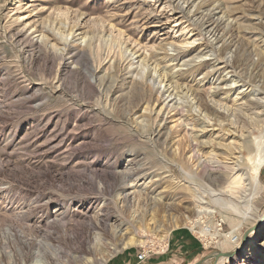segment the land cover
Returning <instances> with one entry per match:
<instances>
[{"label":"rangeland","instance_id":"1","mask_svg":"<svg viewBox=\"0 0 264 264\" xmlns=\"http://www.w3.org/2000/svg\"><path fill=\"white\" fill-rule=\"evenodd\" d=\"M210 1L218 6L216 18L224 12L232 21L219 32L236 67L224 69L223 60L207 57L189 75L180 61L203 50L208 38L194 36L167 0H0V264H49L55 256L60 264L96 258L94 264H110L124 256L143 264L162 257L155 264H196L234 252L254 228L264 214V166L261 189L229 195L234 177L219 184L214 178L228 174L222 165L198 163L207 150L194 155L190 133L200 135L198 123L187 125L182 111L169 106L153 127L140 123L148 117L144 106L158 110L163 98L128 70L125 49L161 55L165 48L169 55L165 44L173 43L190 52L166 71L201 99L232 79L264 97V0ZM52 28L77 29L97 47L90 56L77 38L60 40ZM212 64L222 68L204 76ZM137 88L146 91L143 100L134 98ZM259 111L261 127L245 129L264 149V108ZM212 132L218 127L203 134ZM256 158L255 148L242 151L236 174L252 176ZM217 224L222 231L209 246L203 237ZM237 224L242 235L229 241ZM129 236L143 243L112 249ZM258 261L252 255L245 264Z\"/></svg>","mask_w":264,"mask_h":264},{"label":"bare ground","instance_id":"2","mask_svg":"<svg viewBox=\"0 0 264 264\" xmlns=\"http://www.w3.org/2000/svg\"><path fill=\"white\" fill-rule=\"evenodd\" d=\"M167 1L173 5L174 10L178 11L177 13L181 16V19H186V22H188L187 28L190 29V32H194L196 34L194 36H207L208 38V44L203 50L198 51L196 55H192V57L188 60H181V64L178 66H190L189 71L187 72L190 75L202 66L204 62L199 63L200 61H204L207 57H209L211 58L210 60L214 61L220 58L223 60V68L233 71L236 67L234 64L235 61L233 60L234 56L232 54H228L229 50L226 52L227 49L224 47V33L219 32L220 25H232V21L226 18L224 12L216 18L215 10L218 9V6L213 4L210 0ZM51 30L55 36L59 37L60 40H68L73 37L77 38L78 41L84 45L85 50H88L90 56H92V52L96 49L95 47H97V43L96 46H93L94 42L92 41V37L77 33V29L54 30V28H52ZM38 40L41 43H45L47 37L43 33H39ZM193 43V41H185L182 45L187 47ZM165 45L170 47V50L168 51H171L172 54L168 55L165 48L161 49V55H157V53L154 54L155 52L153 54L147 52L138 54L136 51L134 52L132 50L125 49V51H127L126 53L130 54L129 56L131 57L128 70H134L132 73L134 78L140 81L143 85H149L148 88H150V91H158L161 98H163L161 107L158 110H156V105L152 106L148 104L144 106L142 113H147L148 117L141 119L140 123H143L144 126L152 125L153 127L156 123V119H158L165 106L180 109L185 117L184 122L188 123L189 121H194V123H198L200 135H196L193 131L190 133L194 155L198 157L202 150H207L205 153L206 157L203 159L199 158L198 163H204V165H222V168L224 171H227L228 174H226V176L220 174L214 178L219 184L223 183L225 181V177L227 176L228 178L234 177L228 186L229 195L237 196V194L242 191L243 193L246 192V190L254 192L255 190L261 189L262 185L259 181L258 174L260 169L264 166V149L260 148V146L258 147V143H252L248 140L252 131L246 130L245 126L249 125L258 128L261 127L258 125L260 123L258 117L261 114L259 110L264 108V97H261L260 91L258 93V91L255 90V88L253 89L250 84L248 85L243 83L242 86H239V81L232 79L231 81L229 80L226 82L222 87L216 86L213 92L209 90L205 100L201 99L197 96V93L188 88L186 84L180 83L175 76L166 71L167 67L175 65L174 63L179 61V59L183 56H186V54H189L188 52L190 51L181 47L179 48L173 43H167ZM65 50L66 49H64V51ZM165 61L170 62L169 65L162 66V62ZM213 64L210 66V69L204 73V76L209 72H213L215 69L222 68ZM228 73L229 72H226V77L228 76ZM230 78L231 76H229L228 79ZM216 91H220V93ZM133 94L134 98L143 100L146 91L144 89L137 88L134 89ZM187 125H189V123ZM209 126L218 127V132L215 134L212 132L208 136L204 135L203 132L206 131ZM192 128H195L194 124L192 125ZM149 130H151V127ZM252 148L256 149L257 157L255 168L252 170L253 175L248 176L245 174H236L241 166L240 159L242 151L249 152ZM219 158L223 159L224 163L221 162ZM180 167L183 170V164H181ZM212 195L218 196L216 193H213ZM249 200L250 199H248V201ZM215 201L218 202V199ZM204 210H206V208ZM205 212L208 211L206 210ZM247 215L248 214L243 213V217L241 216L243 221ZM59 217H62L61 213L55 218L60 219ZM255 222L257 224L248 235L245 245L239 250V252L242 250V254L238 257H235L237 254L233 255L232 258L234 257L233 259L235 260L232 264H245L248 257L252 255L257 256L259 260L258 264H261V261L264 260V214L257 217ZM239 225L240 224L234 225L233 234L230 233L227 235L229 238L231 237L229 241L232 240L234 233L238 231ZM175 226V224H172L170 228ZM167 234L168 231L164 232V234L161 235V239L163 240ZM240 235H242L241 232L235 233V236L237 237H240ZM235 242H237V239ZM137 243L142 244L143 241L138 242L133 236H129V238L121 246H115L112 249L117 251L120 247L125 248ZM224 260L227 259L219 258L217 263ZM59 261L58 257H51L49 264H60ZM89 261L94 264L97 263L98 259H89Z\"/></svg>","mask_w":264,"mask_h":264},{"label":"water","instance_id":"3","mask_svg":"<svg viewBox=\"0 0 264 264\" xmlns=\"http://www.w3.org/2000/svg\"><path fill=\"white\" fill-rule=\"evenodd\" d=\"M252 230H253V229H250L249 231H247V232L243 235V237H242V239H241V241H240L239 246L237 247V249H236L234 252L213 254V255H210V256H208V257H204L203 259H201V260H200L199 262H197L196 264H202V263H203L205 260H207V259H213V261H214L213 264H216V263L218 262V259H219V258H224V259L230 258V259H231L232 256H233V255H236V254L239 252L240 248H241L242 246L245 245V243H246V241H247V237H248V235L251 233Z\"/></svg>","mask_w":264,"mask_h":264},{"label":"built area","instance_id":"4","mask_svg":"<svg viewBox=\"0 0 264 264\" xmlns=\"http://www.w3.org/2000/svg\"><path fill=\"white\" fill-rule=\"evenodd\" d=\"M196 222V221H195ZM217 227L213 226L214 228L210 229L208 232H207V235L203 237L204 240H208L209 242V246L210 244L215 240L216 236H218V232L220 233L222 231V227L220 224H217L216 225ZM210 232L212 234H210ZM237 238L233 237L232 241H236ZM146 256V252L145 251H142L141 253L138 254L137 258L139 261H142L144 260Z\"/></svg>","mask_w":264,"mask_h":264},{"label":"crops","instance_id":"5","mask_svg":"<svg viewBox=\"0 0 264 264\" xmlns=\"http://www.w3.org/2000/svg\"><path fill=\"white\" fill-rule=\"evenodd\" d=\"M117 261H113L112 263L110 264H143V263H138L137 260H135L134 258H130L128 256H124V257H121L120 259H116ZM163 260V257L162 258H155L151 261H148V264H155V263H159Z\"/></svg>","mask_w":264,"mask_h":264}]
</instances>
